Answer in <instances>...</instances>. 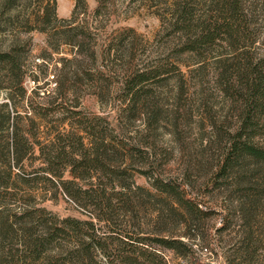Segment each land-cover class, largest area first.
I'll return each mask as SVG.
<instances>
[{
    "label": "trees",
    "instance_id": "16d2710c",
    "mask_svg": "<svg viewBox=\"0 0 264 264\" xmlns=\"http://www.w3.org/2000/svg\"><path fill=\"white\" fill-rule=\"evenodd\" d=\"M16 1L0 0V17H6L4 23L16 16L13 12ZM148 1L154 5L166 2ZM95 2L91 15L95 19H109L108 6H114V1ZM202 3L201 0H172L162 16H157L166 39L173 40L170 51L174 56L193 58L200 68L209 60L218 64L215 84L229 104L231 120L219 131L222 148L213 186L234 179L237 189L245 188L242 205L249 210L260 196L259 186L254 176H250L264 169V58L255 52L258 33L242 0H202ZM87 16L85 1L75 0L72 17L59 22L65 26L58 33L60 43L76 50V60L83 58L87 44L95 41L90 24L85 20ZM33 23L34 30L49 38L47 29H55L54 24L58 23L55 0L46 1L41 15ZM141 44L132 29L115 30L106 38L98 55L94 47L89 58L96 64L98 56L102 69L111 57L114 62H121L127 56L130 64L142 50ZM19 52L17 47L0 51V87L7 89L10 100L9 104L0 105V264H159L152 245L188 254L190 246L174 236H140V233L111 228L116 210L113 197L119 205L134 209L123 194L134 154L152 148L150 141L159 113L155 107L149 114L144 110L151 103L152 85L173 80L183 93L184 76L178 66L181 61L166 58L156 66L135 65L116 72L97 69L99 83L110 82L113 76L119 80L116 127L107 128L101 118L91 122L74 112L71 119L76 123V132L56 130L48 134L39 131L41 125L47 124L46 116L41 114L46 106L27 101V111L21 115L13 104L14 92L21 98L26 96L22 86L25 70ZM62 82H56L53 100L57 99V109L66 111L65 95L69 90ZM140 115H146V127L130 136L127 131ZM93 122L98 123L93 125ZM35 153L38 154L34 156ZM30 158L39 160L41 167L26 172L23 163ZM66 171L71 180L65 179ZM151 179V186L160 199L163 197L164 201L160 202H166L168 213L181 218L189 231L209 215V210L203 211L177 180H164L157 172ZM40 184L54 189L50 200L55 201L58 190H62L74 202L85 203L84 208L93 207L89 213L98 214H89V219L105 226L97 228L91 221L60 219L40 207L34 194ZM116 188L122 192L113 194ZM246 239L247 244L241 249L250 257L254 254L252 238Z\"/></svg>",
    "mask_w": 264,
    "mask_h": 264
},
{
    "label": "rangeland",
    "instance_id": "374dc122",
    "mask_svg": "<svg viewBox=\"0 0 264 264\" xmlns=\"http://www.w3.org/2000/svg\"><path fill=\"white\" fill-rule=\"evenodd\" d=\"M46 1L17 0L13 9L16 16L7 23H4L6 17H0V51L11 47L19 48L25 70L22 86L26 96L21 98L18 92H14L13 104L21 115L27 111V101L32 100L40 106H46V111L41 114L46 116L47 124L39 127L41 133L54 134L56 130L76 132V123L71 119V113L74 112L79 113V118H87L91 122L95 118H101L102 125L107 128L116 127V112L120 105L117 100L119 80L113 76L110 82L99 83L96 81L97 69L116 72L135 65L156 66L166 58L181 61L178 66L184 76L183 93L179 92L178 82L173 80L152 85L151 103L144 108L147 114L154 107L159 113L150 141L152 148L147 152L134 154L132 167L128 170L125 181L126 189L123 190L126 196L124 200L133 204L134 209L119 205L116 197H113L112 203L116 210L111 228L140 233V236H174L190 246V252L182 255L152 245L159 264H264V169H259L250 176H254L260 196L255 199L256 205L249 210L242 205L245 201L242 198L246 194L245 188L237 189L234 179H228L222 185L219 183L220 186H213V175L222 148L219 131L231 120V113L229 104L215 84L218 64L209 60L200 68L197 63L194 64L195 59L174 56L170 51L173 40L166 39L157 15L162 16L172 0H166L165 3L159 1L156 5L148 0H113L114 6L109 5L106 14L110 13L109 19H95L91 15L96 7L95 0H84L88 8L85 20L90 24L91 36L95 39L96 46L95 41H90L85 48L86 55L77 60L76 50L61 44L58 34L65 27L59 22L72 17L75 0H55L58 23L54 24L55 29H47L49 38L33 29L36 26L33 20L41 15ZM242 1L244 9L253 17V25L258 33L255 52L257 56L264 58V0ZM202 12L203 9L200 14ZM124 29L135 32L142 43V50L136 53L133 63L127 62V56L121 62H114L111 57L102 69L98 56L96 64L89 58L92 49L95 47L98 55L106 38L115 30ZM57 81H63L68 86L69 91L65 95L67 106L64 107L66 111L57 109V99L53 100ZM71 89L74 90L73 93ZM7 92V89L0 87V105L10 103ZM35 120L38 122L37 118ZM145 120L146 115L138 116L127 133L135 136L138 131L144 130ZM95 123L98 122H93V125ZM30 159L23 163L26 172L41 167L39 160ZM14 172L18 173L16 169ZM67 172L65 179L69 180ZM154 172L159 173L164 180H177L185 193L203 211L206 208L209 210V215L203 221L195 223L190 231L181 218L171 217L165 207L166 202H160L164 201L163 197L160 199L151 186V175ZM53 192L50 185L38 186L34 194L40 207L60 219L91 221L97 228L105 226L89 219V212L93 207L84 208L85 203L74 202L62 190H58L55 201L50 200ZM116 192L122 191L120 188L112 191L113 194ZM92 214L95 216L98 213ZM103 231L105 228L101 232ZM250 236L254 254L246 257L241 248H245L246 238Z\"/></svg>",
    "mask_w": 264,
    "mask_h": 264
}]
</instances>
